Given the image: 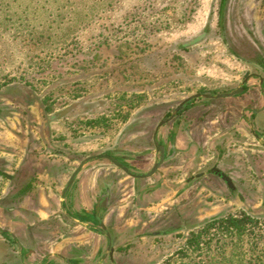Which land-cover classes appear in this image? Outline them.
<instances>
[{
	"label": "rangeland",
	"instance_id": "1",
	"mask_svg": "<svg viewBox=\"0 0 264 264\" xmlns=\"http://www.w3.org/2000/svg\"><path fill=\"white\" fill-rule=\"evenodd\" d=\"M222 3L0 0V202L3 175L28 172L42 184L37 210L57 211L51 189L61 191L77 153L143 126L151 109L156 123L167 97L236 84L246 66L227 34L252 31L264 44V0H225L223 15ZM255 154L258 165L235 177L243 201L204 193L192 229L132 243L119 264H262L264 174L255 181L253 169L264 172V151ZM55 238L42 239L45 251L66 248ZM5 250L0 239V264H20Z\"/></svg>",
	"mask_w": 264,
	"mask_h": 264
},
{
	"label": "flooded vegetation",
	"instance_id": "2",
	"mask_svg": "<svg viewBox=\"0 0 264 264\" xmlns=\"http://www.w3.org/2000/svg\"><path fill=\"white\" fill-rule=\"evenodd\" d=\"M224 4L225 0L222 15ZM227 36L230 52L244 57L246 70L240 80L219 90L201 87L167 97V109L156 123L151 109L147 118L139 116L146 120L143 126L105 139L97 152L77 153V165L61 191L51 189L57 211L39 215L36 190L42 184H35L33 174L3 175L8 184L0 202V215L6 222L0 228V239L9 249L2 251L4 261L16 258L20 264H57L53 260L57 258L64 264H119L117 256L137 239L155 242L192 229L188 223L194 225L204 193L206 198L244 200L235 177L243 168L257 166L260 161L255 152L264 151V44L252 31L240 33L237 41L229 32ZM253 173L255 181L264 174L254 169ZM90 174L99 177L92 207L75 206L82 181ZM14 181L17 184H11ZM157 190L160 193L154 196ZM116 192L134 206H158V202L166 206L151 220L149 213L139 217V224L129 229L112 214L104 221ZM140 225L142 230L136 232ZM86 231L89 236L83 235ZM48 233H54L56 243L61 241V249L66 248L45 251L47 244L42 239Z\"/></svg>",
	"mask_w": 264,
	"mask_h": 264
},
{
	"label": "crops",
	"instance_id": "3",
	"mask_svg": "<svg viewBox=\"0 0 264 264\" xmlns=\"http://www.w3.org/2000/svg\"><path fill=\"white\" fill-rule=\"evenodd\" d=\"M165 172V170H164ZM98 173V172H97ZM96 173V174H97ZM104 176V174H103ZM98 179L99 177L95 176L94 174H90L89 177L87 178V181H82L83 186H80V192L78 193V196H76L75 198V202L76 205H79V203L82 205V207H87L90 208L92 207L91 201H92V197L96 194V189L98 187ZM160 191L157 190L155 191L154 196L155 195H159ZM52 195L54 196L55 194L52 192ZM161 198H164V195L161 196ZM162 199V200H163ZM202 199V197H201ZM138 202H140V200H137ZM166 201L167 200H163ZM158 206H155V203L150 205L149 207H144L143 205H137L134 206L133 204H131V200L126 201V198H123L121 195L119 196L116 192L115 195H112L111 201H110V207L108 209V211L105 213V218L104 221H106L107 216L108 215H113V218L116 220H123V225L129 229H132L135 225L139 224L140 218L141 216H145L147 213H149L150 215V220L152 218H154L155 216H158L160 214H162V209L163 207H165V204H161V203H157ZM129 210V211H128ZM53 212V211H51ZM49 212L45 210V212L41 209L39 210V215L42 217H45L46 214H48ZM146 221L143 220V224ZM142 226L140 225L137 229V231H141L142 230ZM83 235L85 236H89L90 234L86 231ZM143 239V240H141ZM145 241L144 238H140L134 241V245H138L139 243H141ZM147 241V240H146ZM154 245V241L151 242L150 246ZM59 247V246H58ZM5 254V252H4Z\"/></svg>",
	"mask_w": 264,
	"mask_h": 264
},
{
	"label": "water",
	"instance_id": "4",
	"mask_svg": "<svg viewBox=\"0 0 264 264\" xmlns=\"http://www.w3.org/2000/svg\"><path fill=\"white\" fill-rule=\"evenodd\" d=\"M182 105H183V103H182L178 108H176L175 111H177ZM109 158H110V157H109ZM110 159H111L113 162L117 163L113 158H110ZM156 165H157V164H156ZM80 166H81V164L77 167V169H76V170L72 173V175L70 176L67 186L69 185L70 181L73 179V177H74V175L77 173V171L80 169ZM155 167H156V166H155ZM67 186H66V187H67ZM65 190H66V188H65Z\"/></svg>",
	"mask_w": 264,
	"mask_h": 264
},
{
	"label": "trees",
	"instance_id": "5",
	"mask_svg": "<svg viewBox=\"0 0 264 264\" xmlns=\"http://www.w3.org/2000/svg\"><path fill=\"white\" fill-rule=\"evenodd\" d=\"M222 4H223V3H222ZM229 221H230V222L232 221V222H234V223H242V222H243L241 219H235V218L232 219V220L230 219ZM232 224H233V223H232ZM261 263L264 264V258H263V260L261 261ZM249 264H257V262H250Z\"/></svg>",
	"mask_w": 264,
	"mask_h": 264
}]
</instances>
